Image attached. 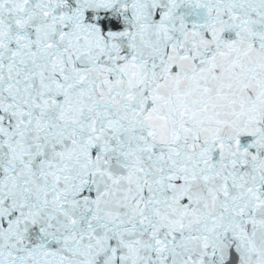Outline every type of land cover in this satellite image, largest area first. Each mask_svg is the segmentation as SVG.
Masks as SVG:
<instances>
[{
	"label": "snow or ice",
	"instance_id": "6c2138e0",
	"mask_svg": "<svg viewBox=\"0 0 264 264\" xmlns=\"http://www.w3.org/2000/svg\"><path fill=\"white\" fill-rule=\"evenodd\" d=\"M0 264H264V0H0Z\"/></svg>",
	"mask_w": 264,
	"mask_h": 264
}]
</instances>
